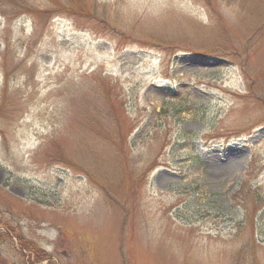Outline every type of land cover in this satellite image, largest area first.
I'll return each instance as SVG.
<instances>
[{
	"label": "rangeland",
	"instance_id": "obj_1",
	"mask_svg": "<svg viewBox=\"0 0 264 264\" xmlns=\"http://www.w3.org/2000/svg\"><path fill=\"white\" fill-rule=\"evenodd\" d=\"M0 222V264H264V0H0Z\"/></svg>",
	"mask_w": 264,
	"mask_h": 264
},
{
	"label": "trees",
	"instance_id": "obj_2",
	"mask_svg": "<svg viewBox=\"0 0 264 264\" xmlns=\"http://www.w3.org/2000/svg\"><path fill=\"white\" fill-rule=\"evenodd\" d=\"M0 224H1V222H0ZM7 226V224H3V226ZM8 227V226H7ZM3 235V234H2ZM41 252H42V254L40 255V253L39 254H37V260L38 261H40L42 258L44 259V258H47L48 260H47V262H46V264H53L52 262H51V260H50V258H49V255L47 254V253H45L43 250H40ZM51 257V256H50Z\"/></svg>",
	"mask_w": 264,
	"mask_h": 264
}]
</instances>
